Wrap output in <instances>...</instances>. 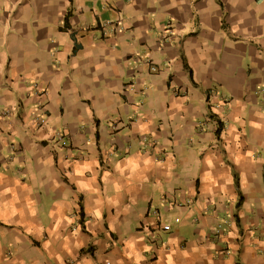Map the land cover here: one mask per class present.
<instances>
[{
    "label": "crops",
    "instance_id": "obj_1",
    "mask_svg": "<svg viewBox=\"0 0 264 264\" xmlns=\"http://www.w3.org/2000/svg\"><path fill=\"white\" fill-rule=\"evenodd\" d=\"M0 264H264V0H0Z\"/></svg>",
    "mask_w": 264,
    "mask_h": 264
},
{
    "label": "built area",
    "instance_id": "obj_2",
    "mask_svg": "<svg viewBox=\"0 0 264 264\" xmlns=\"http://www.w3.org/2000/svg\"><path fill=\"white\" fill-rule=\"evenodd\" d=\"M175 221H178V219H176ZM161 227H162V230H164V231H169V229H170V226L167 224H163V225H161Z\"/></svg>",
    "mask_w": 264,
    "mask_h": 264
}]
</instances>
